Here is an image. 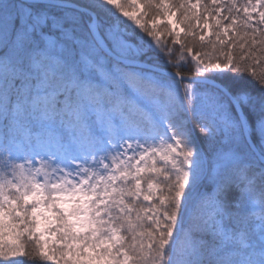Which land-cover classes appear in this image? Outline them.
<instances>
[{
  "label": "snow or ice",
  "instance_id": "1",
  "mask_svg": "<svg viewBox=\"0 0 264 264\" xmlns=\"http://www.w3.org/2000/svg\"><path fill=\"white\" fill-rule=\"evenodd\" d=\"M0 264H264V0H0Z\"/></svg>",
  "mask_w": 264,
  "mask_h": 264
}]
</instances>
